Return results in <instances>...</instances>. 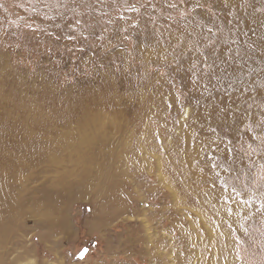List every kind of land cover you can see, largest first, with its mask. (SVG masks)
I'll return each instance as SVG.
<instances>
[{
	"label": "rangeland",
	"instance_id": "obj_1",
	"mask_svg": "<svg viewBox=\"0 0 264 264\" xmlns=\"http://www.w3.org/2000/svg\"><path fill=\"white\" fill-rule=\"evenodd\" d=\"M4 196L0 264H264V0H0Z\"/></svg>",
	"mask_w": 264,
	"mask_h": 264
},
{
	"label": "bare ground",
	"instance_id": "obj_2",
	"mask_svg": "<svg viewBox=\"0 0 264 264\" xmlns=\"http://www.w3.org/2000/svg\"><path fill=\"white\" fill-rule=\"evenodd\" d=\"M197 111V110H196ZM198 114V113H197ZM206 116V115H205ZM202 118V117H201ZM195 119V118H194ZM200 119V118H199ZM196 140V139H195ZM192 143H190V145H191ZM11 196V195H10ZM12 197V196H11ZM6 198H7V195H6ZM13 198V197H12ZM0 201H5V196H4V198H1L0 197ZM16 209H15V206L13 205V206H10L8 209H5L4 210V213L5 214H8V215H10V214H13L14 213V211H15ZM17 213V210H16V212L14 213V215L12 216V217H14L15 216V214ZM3 220H4V217H3ZM10 230H8V232H7V230H3V234L0 232V242H5V241H7L10 237H11V234H10ZM5 264H14V260H8V262L7 263H5Z\"/></svg>",
	"mask_w": 264,
	"mask_h": 264
}]
</instances>
